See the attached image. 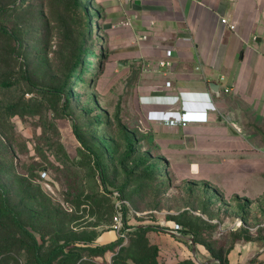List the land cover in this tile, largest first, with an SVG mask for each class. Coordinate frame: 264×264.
Instances as JSON below:
<instances>
[{"label":"rangeland","instance_id":"rangeland-1","mask_svg":"<svg viewBox=\"0 0 264 264\" xmlns=\"http://www.w3.org/2000/svg\"><path fill=\"white\" fill-rule=\"evenodd\" d=\"M104 8L103 0H0V81L12 83L0 88V199L9 195L47 246L97 243L122 201L128 239L114 252L92 256L99 264H143L139 258L153 253H143L147 245H157L158 259L167 263L264 264V149L237 151V164L220 165L215 176L202 167H170L164 174L169 160H154L156 150L147 145L132 69L125 77L117 73ZM87 50L95 53L91 66L85 82H75L74 64ZM128 138L135 151L126 160ZM150 163L157 168L149 171ZM175 222L185 236L161 229ZM144 223L156 228L139 231ZM137 241L143 245L134 246ZM78 245L71 251L89 257ZM18 250L10 257L25 264L26 253Z\"/></svg>","mask_w":264,"mask_h":264},{"label":"crops","instance_id":"crops-1","mask_svg":"<svg viewBox=\"0 0 264 264\" xmlns=\"http://www.w3.org/2000/svg\"><path fill=\"white\" fill-rule=\"evenodd\" d=\"M103 2L117 73L132 69L147 145L156 150L154 160H169L164 174L170 167H202L215 176L220 165L237 164V151L264 149V0ZM168 49L172 64L163 67ZM187 109L207 110L208 122L161 120ZM95 238L105 243L117 235L110 229Z\"/></svg>","mask_w":264,"mask_h":264},{"label":"trees","instance_id":"trees-1","mask_svg":"<svg viewBox=\"0 0 264 264\" xmlns=\"http://www.w3.org/2000/svg\"><path fill=\"white\" fill-rule=\"evenodd\" d=\"M1 29L7 33L10 31L5 27L1 26ZM11 34V33H10ZM84 52V51H83ZM95 53H90L88 50L85 53V57L81 58L79 55L77 61L74 64V71L72 72V77H75V82H79L85 79L83 78L84 73L88 69V66H91V61L89 60V55H93ZM81 67V70L79 69ZM25 79H29L27 74H24ZM12 83L9 80L0 81V88H5L10 86ZM71 86L68 85V91L66 92L67 100H69V96L71 94ZM13 107V106H12ZM78 139L82 143L83 146L85 144L84 139H82L81 135L78 134ZM134 143L135 141L127 140V152L125 155V159L131 157L134 153ZM89 148V147H88ZM96 165L100 172V179L102 185L106 188L107 180L105 177V169L103 163L100 158L97 157ZM145 160L140 162V165H144ZM165 166V165H164ZM147 168L150 170L156 169L157 165L155 163L148 164ZM165 168V167H164ZM159 170H161L159 168ZM9 195L2 196L0 199V263L3 262L4 259H14L15 264H20L19 259L17 257H10V252L14 250L21 251L23 250L26 253V261L25 264H68L69 261H73V264H99L93 261L92 256H104L108 252H114L121 245L122 240L120 238H116L114 240H110L105 243H95L91 240L86 239H78V240H64L63 243L59 244H51L46 245L44 240L39 241L37 235L29 227L26 221H29L28 216H23L22 212L16 208L15 205H11L9 203ZM178 223V222H175ZM174 223V224H175ZM174 224L170 229H173ZM180 224V223H179ZM181 228L179 233L181 236H185L183 233V226L180 224ZM128 229L127 232L131 229V227H126ZM156 228L155 225H142L139 228V231H150ZM43 237L44 233H40ZM145 235H142L140 240ZM146 239V238H145ZM73 243H80L78 246H82L81 249L86 251L88 254L84 259H82L83 255L81 253H75L71 251L74 248ZM133 243V241H132ZM143 245V242L137 241L134 246L138 247ZM148 246V247H147ZM148 249H145L143 253H148L150 250L153 252L152 255H148L147 261H145V255H142L139 258V263H147V264H180V262L176 263H167L164 261H160L158 259L159 247L157 245H147ZM126 246H122L125 249ZM18 248V249H16ZM120 249V251L122 250ZM48 251L44 253V251ZM118 254V253H117ZM91 256V257H90ZM58 258H61L57 261ZM149 260V261H148ZM188 264H199L193 258H190Z\"/></svg>","mask_w":264,"mask_h":264},{"label":"built area","instance_id":"built-area-1","mask_svg":"<svg viewBox=\"0 0 264 264\" xmlns=\"http://www.w3.org/2000/svg\"><path fill=\"white\" fill-rule=\"evenodd\" d=\"M173 55L172 49H168L166 51V58L161 59L159 61V64L163 67H169L171 66V57ZM224 79V76L221 77ZM166 86L170 87L171 86V81L168 80L166 81ZM226 91L230 90L229 86L225 87ZM161 120L165 123L169 124H174V125H186L187 123L191 122H208L209 120V115L207 110H197V109H187L184 110L179 118L176 117H164L162 115ZM47 172L43 171L42 172V177H46ZM123 202L118 201L116 203V210L113 215V221L111 224V228L115 231L117 238H120L122 241H127L128 239V229L125 227V222H124V216H123ZM181 226L179 223H175L173 227V231L176 233H179Z\"/></svg>","mask_w":264,"mask_h":264},{"label":"water","instance_id":"water-1","mask_svg":"<svg viewBox=\"0 0 264 264\" xmlns=\"http://www.w3.org/2000/svg\"><path fill=\"white\" fill-rule=\"evenodd\" d=\"M218 85V84H217ZM193 253L195 254L196 253V244L194 243L193 244Z\"/></svg>","mask_w":264,"mask_h":264}]
</instances>
